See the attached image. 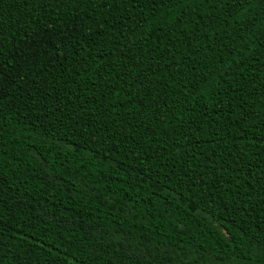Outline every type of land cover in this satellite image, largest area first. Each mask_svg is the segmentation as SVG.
<instances>
[{"label": "trees", "instance_id": "trees-1", "mask_svg": "<svg viewBox=\"0 0 264 264\" xmlns=\"http://www.w3.org/2000/svg\"><path fill=\"white\" fill-rule=\"evenodd\" d=\"M0 264H264V0H0Z\"/></svg>", "mask_w": 264, "mask_h": 264}]
</instances>
